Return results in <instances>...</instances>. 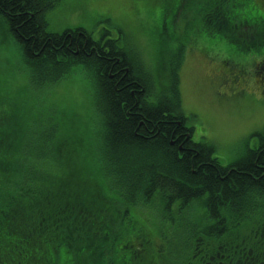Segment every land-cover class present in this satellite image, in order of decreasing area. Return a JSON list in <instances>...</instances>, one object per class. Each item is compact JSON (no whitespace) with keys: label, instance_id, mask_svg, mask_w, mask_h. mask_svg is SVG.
I'll use <instances>...</instances> for the list:
<instances>
[{"label":"trees","instance_id":"trees-1","mask_svg":"<svg viewBox=\"0 0 264 264\" xmlns=\"http://www.w3.org/2000/svg\"><path fill=\"white\" fill-rule=\"evenodd\" d=\"M153 6L166 8L159 23L174 36L176 22L189 16L185 22H197L189 38L206 29L246 55L247 41L252 47L259 37L246 25L264 21V0H160ZM48 7L44 0H0V16L21 49L32 84H55L79 65L96 75L103 143L84 164L80 135L60 131L58 122L35 133L26 146L29 157L14 158L10 151L17 143L1 137L0 264L174 263L178 253L169 259L157 254L152 242L144 241L142 248L128 239L137 225L134 212L154 197L165 201L166 210L204 198L210 235L208 247L193 245L194 264H264V140L234 166L218 165L192 141L178 111L176 79L161 87L163 70L152 66L147 72L138 68L147 78L134 77L118 54L128 51L112 54L80 30L45 33L42 13ZM246 7L250 15H244ZM236 21L248 28L247 37L232 25ZM156 38L161 45L169 39L162 30ZM257 69H263L261 63ZM172 98L178 101L176 115ZM120 228L117 246L114 232Z\"/></svg>","mask_w":264,"mask_h":264},{"label":"rangeland","instance_id":"rangeland-1","mask_svg":"<svg viewBox=\"0 0 264 264\" xmlns=\"http://www.w3.org/2000/svg\"><path fill=\"white\" fill-rule=\"evenodd\" d=\"M156 2L160 0H63L62 7L50 14L44 32L61 34L80 30L93 41L112 48L115 51L109 49L112 54L124 51L126 44L137 47L138 59L130 53H118L131 66L134 77H148L138 71L140 61L155 64L163 59L167 69L172 60L169 74L171 80L176 79L177 74L178 111L181 108L180 112L186 118L184 123L192 130V141L200 143L209 152V158L218 165H235L246 155L252 154L250 150L259 148L264 140V82L257 78L264 79V63L263 69L259 70L254 64L262 57L264 60V34L261 35V28L246 25L259 36L254 41L263 47L251 58H244L238 46L222 35L210 34L204 29L193 33L189 39L192 33L190 27L181 34L182 28L187 25L185 20L189 16H186L176 22L178 33L183 36L182 41L159 23L161 9L166 8H155L153 5ZM246 8L243 10L244 15L246 12L250 15L249 8ZM231 23L236 27L240 25V21ZM239 28L244 29L247 37L248 28L244 25ZM159 30L165 31L169 38L165 45L157 42ZM247 48L251 49L249 41ZM234 65L242 66V71ZM91 77V72L79 65L66 72L55 84H32L18 43L8 32L5 22L0 21V115L4 116L0 139L3 129L5 132L2 136L7 137V141L15 140L17 150L10 151L14 158L29 157L26 146L33 140L35 133L49 130L56 122L62 127L60 131L68 128L78 133L84 146L82 154L91 155V143L93 141L96 144L99 139ZM170 78L168 75L163 77L160 86L162 83H169L170 86ZM95 83L98 85L97 79ZM152 88L157 91L156 85ZM150 100L156 101L155 96L151 94ZM176 102L177 99L172 98L175 115ZM97 103L102 109L101 102ZM17 164L25 163L17 161ZM166 208L164 214L167 215L169 209ZM184 213L193 216V219H200L204 208L198 205H188L186 208L180 206L178 214ZM133 215L138 219L137 226L147 227L146 234L150 241L157 242L154 244L155 252L169 259L178 253L176 261L170 264H181V256L186 255L188 244L180 242L188 238L174 239L171 226H168L171 219L159 220L152 207ZM202 223L199 221L198 226L201 227ZM187 224L193 222L187 221ZM196 224L192 225L194 231ZM133 234L130 232L129 237ZM208 235L209 229L202 226L195 244L208 247ZM120 240L115 237L114 243L117 245Z\"/></svg>","mask_w":264,"mask_h":264}]
</instances>
